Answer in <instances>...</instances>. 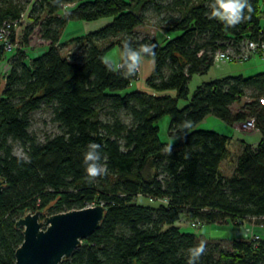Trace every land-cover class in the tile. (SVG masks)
I'll use <instances>...</instances> for the list:
<instances>
[{"label":"trees","instance_id":"trees-1","mask_svg":"<svg viewBox=\"0 0 264 264\" xmlns=\"http://www.w3.org/2000/svg\"><path fill=\"white\" fill-rule=\"evenodd\" d=\"M263 1L248 0L251 11L245 8L244 19L230 26L211 15L214 0H37L46 14L41 33L48 49L29 62L22 50H14L6 57L11 71L1 76L0 178L6 186L0 194V264H15L24 242V229L16 224L29 212L45 218L97 205L106 207L101 227L61 264H188L189 249L201 243L204 252L195 264H264V240L235 239L225 248L176 226L183 217L200 221L201 227L228 222L242 227L252 220L264 226V73L203 83L189 99L191 79L210 71L217 51L234 39H264ZM66 3H76L75 9H64ZM150 8L157 14L178 12L179 18L159 29L179 36L164 44L140 38L136 29L145 24ZM25 11L12 0H0V25ZM101 19L111 22L72 41L83 46L81 59L61 53L70 21ZM124 41L132 48L151 46L155 55L144 57L155 60V69L147 87L157 93L175 90L176 98L122 94L137 71L128 75L123 55L116 70L105 55L115 47L122 53ZM4 59L0 45V64ZM249 89L257 95L234 112ZM181 100L189 101L184 108ZM43 105L51 107L61 134L41 143L30 133V116ZM106 109L110 121L100 117ZM122 111L129 124L121 119ZM165 117H170L173 143L160 137ZM209 117L230 127L254 119L260 132L256 147L242 142L231 177L221 165L232 158L233 140L200 129ZM11 140L21 143L26 158L14 155ZM91 143L100 145L105 167L96 177L85 171ZM141 196L159 205H140Z\"/></svg>","mask_w":264,"mask_h":264},{"label":"rangeland","instance_id":"rangeland-1","mask_svg":"<svg viewBox=\"0 0 264 264\" xmlns=\"http://www.w3.org/2000/svg\"><path fill=\"white\" fill-rule=\"evenodd\" d=\"M14 3H18L25 8V20L16 30V53L19 50H22L28 62L34 58H37L43 55L48 49V42L44 40L42 37V26L45 21L46 14L42 8L37 4V0H12ZM193 1V0H192ZM197 1V0H194ZM264 6V1L262 2ZM37 6L36 12H33V7ZM180 17L178 12L171 11H163L160 14L155 13V11L150 8L146 12V22L144 25L138 27L136 29V33L140 38L145 37H153L160 44H164L166 40H171L177 36L179 33L170 32L163 33L159 29V25H163L165 22L173 21ZM110 19H101L94 22H82V21H70L68 27L64 30L62 39H61V53L64 56L72 58L73 60H79L83 56L84 48L83 46H78L75 43H72L74 39L77 37L84 36L89 33V31L96 29L99 30L109 24ZM262 27H264V13L262 14ZM30 32L31 34L28 37V44L23 45L24 37ZM16 55V54H15ZM15 55L12 57V61L15 60ZM14 59V60H13ZM122 59V53L118 47H115L109 50L105 55V60L112 63L116 70L119 69V64ZM9 69V68H8ZM155 69V60L143 58L141 60L140 66L137 70V79L132 83V85L122 94L132 93L136 91L148 92L154 95H169L173 98H176L177 92L175 90H169L161 93L154 92L147 87V80L152 75ZM264 73V55L263 56H255L251 58L247 62L243 63H217L215 64L210 71L206 75H195L190 83H189V99L194 95L197 87L202 85L203 83L223 79L226 77H235V76H244L245 78L253 77L257 74ZM8 74L7 66L0 65V97L3 92L4 82L1 76H5ZM257 95V92L254 89H249L247 91V97L244 98L241 102L235 104L233 106V111L237 112L242 110L247 103L253 101L252 96ZM189 101L181 100L179 102V107L184 108L187 106ZM101 119L103 121H110L111 116L109 114V110H104L101 113ZM121 119L129 124L130 117L127 116L125 111L120 113ZM30 133L32 136L36 137L37 140L41 143L45 142L47 138L54 137L56 135L61 134V129L59 124L53 121V111L51 107L43 105L38 111L34 112L30 116ZM208 123V118L201 124L204 125L202 127H210ZM206 124V125H205ZM170 125V117H165L159 123L160 127V137L163 142L173 143L175 141L169 138V129ZM200 125V126H201ZM199 126V127H200ZM252 130V129H251ZM249 130V131H251ZM238 136V135H237ZM250 143H256V139L251 137H244ZM10 144L13 147L14 155L26 158V152L21 145V143L17 141H10ZM238 142L236 141L235 145L231 147V151H233V155L239 154L238 150ZM105 170L103 166L102 171ZM224 172L227 176H232L234 172L233 168V159H230V162H225L224 164ZM137 203L143 206H151L157 207L159 203L151 198L147 197H139L137 199ZM30 213V212H29ZM42 215V214H41ZM25 217V216H24ZM49 216H45L43 218L41 216V220L45 222V219ZM176 226L180 227L183 232L195 234L199 236L206 243H218L222 245V247L228 248L231 242L235 239L241 240H252V239H261L264 240V226L257 225L256 220H252L251 223H245L242 227L235 226L232 222H228L224 225H211V226H199L193 227L192 221L187 220L183 217ZM250 226V227H249ZM258 228V229H257ZM245 234L249 235V238L240 237Z\"/></svg>","mask_w":264,"mask_h":264},{"label":"water","instance_id":"water-1","mask_svg":"<svg viewBox=\"0 0 264 264\" xmlns=\"http://www.w3.org/2000/svg\"><path fill=\"white\" fill-rule=\"evenodd\" d=\"M6 181L0 178V194ZM41 212L28 213L16 224L24 229V242L17 249L15 264H61L80 249L93 235L106 216V207L97 205L49 216L41 220Z\"/></svg>","mask_w":264,"mask_h":264},{"label":"clouds","instance_id":"clouds-1","mask_svg":"<svg viewBox=\"0 0 264 264\" xmlns=\"http://www.w3.org/2000/svg\"><path fill=\"white\" fill-rule=\"evenodd\" d=\"M211 15L225 22L227 25L234 26L244 19V9L248 8V0H214L210 5ZM144 54L154 56L151 46L142 45L139 48L129 47L127 41L123 42L122 55L128 75H133L138 70ZM100 145L91 143L88 145V151L85 153L86 173L91 177H96L101 174L103 166L100 163ZM204 252L203 244L189 249L190 258L188 264H195L199 256Z\"/></svg>","mask_w":264,"mask_h":264},{"label":"built area","instance_id":"built-area-1","mask_svg":"<svg viewBox=\"0 0 264 264\" xmlns=\"http://www.w3.org/2000/svg\"><path fill=\"white\" fill-rule=\"evenodd\" d=\"M75 5L76 3H66L63 7L67 9L73 8ZM25 17L26 14L23 13L19 19L5 21L0 25V45L5 55V59L0 65L7 66L8 73L11 71L12 66L6 57L16 50V30L23 23ZM261 54H264V39L262 37L258 39L243 38L241 41L234 39L225 50H219L213 55V62L214 65L217 63H243ZM260 104L264 106V98L260 99ZM243 126L246 129L256 130L254 119L245 122ZM192 226L199 227L201 226V222L197 220L193 221Z\"/></svg>","mask_w":264,"mask_h":264},{"label":"crops","instance_id":"crops-1","mask_svg":"<svg viewBox=\"0 0 264 264\" xmlns=\"http://www.w3.org/2000/svg\"><path fill=\"white\" fill-rule=\"evenodd\" d=\"M73 9H75V7L67 8V10H73ZM69 26L70 25H68V27ZM94 31H96V29H93V30L89 31V33L94 32ZM263 55L264 54L258 55V57L259 56L261 57ZM207 124H209L210 127H202L204 125H201L199 128L202 129V130L214 131V132H217V133H219L221 135H224V136L232 139L233 140V144H232L233 146L235 145V143L237 141L238 142L237 150L239 151L238 152L239 154L241 153L242 148H243L242 147L243 146L242 142L250 144V145L256 147L258 145L259 141L261 140L260 132L257 131V130H251V129L244 128V126H243L244 123H237L233 127H230V126L226 125L225 123H223L222 121H220L219 119H217L215 117H209ZM249 130H251V131H249ZM244 137L254 138V139H256V143L252 144V143L248 142ZM233 153L234 152L232 151L233 168L235 170V162H236L237 157L239 156V154L233 155ZM225 162H230V160H225V161L222 162L221 169H222L224 174H225V172H224V164H225ZM228 177H231V176H228Z\"/></svg>","mask_w":264,"mask_h":264},{"label":"bare ground","instance_id":"bare-ground-1","mask_svg":"<svg viewBox=\"0 0 264 264\" xmlns=\"http://www.w3.org/2000/svg\"><path fill=\"white\" fill-rule=\"evenodd\" d=\"M240 237L249 238V235H248V234H245V235H243V236H240Z\"/></svg>","mask_w":264,"mask_h":264}]
</instances>
